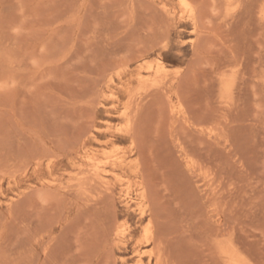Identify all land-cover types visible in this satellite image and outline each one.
<instances>
[{
  "label": "rangeland",
  "instance_id": "1",
  "mask_svg": "<svg viewBox=\"0 0 264 264\" xmlns=\"http://www.w3.org/2000/svg\"><path fill=\"white\" fill-rule=\"evenodd\" d=\"M157 263L264 264V0H0V264Z\"/></svg>",
  "mask_w": 264,
  "mask_h": 264
},
{
  "label": "bare ground",
  "instance_id": "2",
  "mask_svg": "<svg viewBox=\"0 0 264 264\" xmlns=\"http://www.w3.org/2000/svg\"><path fill=\"white\" fill-rule=\"evenodd\" d=\"M144 237H145V236H144ZM217 253H218V252H217ZM227 253H228V251H227ZM220 254H221V253H220ZM230 254H231V253H230ZM227 255H229V254H227ZM157 257H158V256H157ZM157 257H156V258H157ZM220 257H221V256H220ZM228 257H229V256H228ZM160 258H161V256H160ZM230 258H231V257H230ZM234 259H235V258H234ZM154 260H155V259H154ZM160 260H161V259H160ZM232 260H233V259H232ZM230 261H231V260H230ZM236 261H237V259H236ZM238 261H239V260H238ZM238 261H237V262H238ZM157 264H158V263H157ZM227 264H228V263H227ZM229 264H230V263H229ZM237 264H238V263H237ZM239 264H243V263H239Z\"/></svg>",
  "mask_w": 264,
  "mask_h": 264
}]
</instances>
